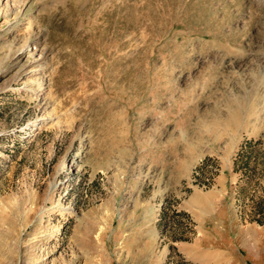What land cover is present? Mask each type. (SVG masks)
<instances>
[{"label":"rangeland","instance_id":"rangeland-1","mask_svg":"<svg viewBox=\"0 0 264 264\" xmlns=\"http://www.w3.org/2000/svg\"><path fill=\"white\" fill-rule=\"evenodd\" d=\"M252 144L264 0H0V264H264ZM210 157L216 240L179 208Z\"/></svg>","mask_w":264,"mask_h":264},{"label":"crops","instance_id":"crops-1","mask_svg":"<svg viewBox=\"0 0 264 264\" xmlns=\"http://www.w3.org/2000/svg\"><path fill=\"white\" fill-rule=\"evenodd\" d=\"M231 167L232 160L229 158L222 166L215 187L206 190L193 188L187 196L180 199L179 208L191 215L202 238L216 240L220 232L230 225L231 217L226 216L224 194Z\"/></svg>","mask_w":264,"mask_h":264},{"label":"built area","instance_id":"built-area-1","mask_svg":"<svg viewBox=\"0 0 264 264\" xmlns=\"http://www.w3.org/2000/svg\"><path fill=\"white\" fill-rule=\"evenodd\" d=\"M220 170V163L214 157L201 159L193 165L182 185L184 188L192 186L203 189L211 188L216 184V178Z\"/></svg>","mask_w":264,"mask_h":264},{"label":"trees","instance_id":"trees-1","mask_svg":"<svg viewBox=\"0 0 264 264\" xmlns=\"http://www.w3.org/2000/svg\"><path fill=\"white\" fill-rule=\"evenodd\" d=\"M250 152L254 158L255 164L251 167L252 172H256V166L259 162V158L264 163V153H260V151L252 144L250 146ZM252 219L258 221L259 223L264 222V197H259L252 204Z\"/></svg>","mask_w":264,"mask_h":264}]
</instances>
